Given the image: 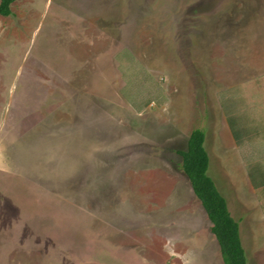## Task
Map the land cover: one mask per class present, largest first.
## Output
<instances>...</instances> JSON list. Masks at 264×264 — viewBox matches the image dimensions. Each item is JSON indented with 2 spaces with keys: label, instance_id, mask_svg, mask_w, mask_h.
<instances>
[{
  "label": "rangeland",
  "instance_id": "rangeland-1",
  "mask_svg": "<svg viewBox=\"0 0 264 264\" xmlns=\"http://www.w3.org/2000/svg\"><path fill=\"white\" fill-rule=\"evenodd\" d=\"M0 15V264H223L178 151L264 264V0H17Z\"/></svg>",
  "mask_w": 264,
  "mask_h": 264
},
{
  "label": "trees",
  "instance_id": "trees-1",
  "mask_svg": "<svg viewBox=\"0 0 264 264\" xmlns=\"http://www.w3.org/2000/svg\"><path fill=\"white\" fill-rule=\"evenodd\" d=\"M16 1L0 0V15L10 17L11 5ZM205 141L203 130L195 129L190 133L186 150L177 152L182 160L181 169L211 223L210 230L217 240L223 264H248L239 224L231 216L226 200L208 175L209 155Z\"/></svg>",
  "mask_w": 264,
  "mask_h": 264
},
{
  "label": "crops",
  "instance_id": "crops-1",
  "mask_svg": "<svg viewBox=\"0 0 264 264\" xmlns=\"http://www.w3.org/2000/svg\"><path fill=\"white\" fill-rule=\"evenodd\" d=\"M200 203V202H199Z\"/></svg>",
  "mask_w": 264,
  "mask_h": 264
}]
</instances>
